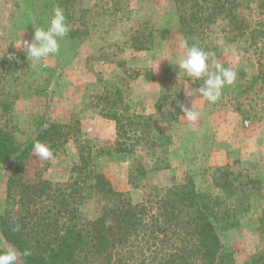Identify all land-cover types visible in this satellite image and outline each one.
<instances>
[{"label": "rangeland", "instance_id": "1", "mask_svg": "<svg viewBox=\"0 0 264 264\" xmlns=\"http://www.w3.org/2000/svg\"><path fill=\"white\" fill-rule=\"evenodd\" d=\"M75 2L76 16L80 8L89 11L85 14L90 21L87 33L63 38L58 54L32 64L22 50L23 43L19 47L16 43L31 40L34 28L47 27L56 1L0 0V127L13 131L14 140L24 144L41 128L60 132V126L67 125L74 132L62 146L58 134L45 138L48 143L41 141L53 151L51 160L39 159L31 148L25 178L39 176L53 183L66 180L79 160L76 136L89 142L97 169L115 190L127 191L133 203L155 201L164 189L189 176L197 191L217 193L212 179L215 168L230 164L233 172L258 178L262 189L252 196L250 210L236 227L218 230L220 241L232 252L234 264H243L262 251L264 239L258 234L257 218L264 209V87L254 89L250 103L235 96L234 88L240 72L247 77L256 72V56L248 42H228L220 26L208 33L207 40L218 54L210 64L224 63L237 72L235 83L225 87L216 103H209L194 91L190 97L185 95L189 78L173 65L186 41L179 29L175 0ZM142 23L146 31L152 29L153 44L148 50H135L130 36ZM161 29L167 31L164 36ZM189 84L192 88L202 85ZM164 94L158 111V100ZM240 102L244 108L257 109V117H242L236 109ZM179 103L198 111V120L187 121ZM123 106L151 117L149 132L130 156L112 152L115 121L106 116L119 113ZM173 110H178L177 119L157 121L156 112L166 115ZM152 143L155 147L148 148ZM156 158L167 162V167L153 168ZM138 159L148 173L134 187L127 176L131 162ZM13 169V162H0V213L6 206L7 179ZM99 211L100 204L88 199L79 207L80 219L92 220ZM0 245L11 246L3 241Z\"/></svg>", "mask_w": 264, "mask_h": 264}, {"label": "trees", "instance_id": "2", "mask_svg": "<svg viewBox=\"0 0 264 264\" xmlns=\"http://www.w3.org/2000/svg\"><path fill=\"white\" fill-rule=\"evenodd\" d=\"M55 1L63 9L70 28L64 38L86 34L90 21L85 14L89 11L80 8L76 16L75 0ZM175 3L180 31L189 46L198 45L212 54L209 63L218 57L216 46L207 40L215 26L221 27L220 32L228 42H248L256 56V72L250 77L240 72V81L234 88L235 96L250 103L254 89L264 87V0H175ZM145 27L142 23L130 36L135 50H148L153 44L152 29L146 31ZM158 31L162 36L167 32ZM225 91L226 88L221 96ZM165 97L164 94L158 100V111ZM241 105L240 102L236 109L242 117H257V109ZM106 116L115 121L112 152L130 156L137 151L149 132L151 117L131 113L128 106ZM177 116L178 110L166 115L156 112L158 122L173 121ZM55 126L50 124V128ZM64 127L60 126V132L41 128L25 144L14 140L13 131L0 127V162L14 163L7 179L6 206L0 213V241L20 253L25 249L30 252L22 257V264H234L233 254L223 247L218 230L236 227L241 216L250 210L252 196L262 189L258 178L233 172L230 164H226L215 168L213 174L217 193L197 191L189 176L183 183L164 189V194L155 201L133 203L127 191L112 187L97 169L89 142L77 136L79 160L66 180L53 183L39 176L25 178V162L33 141L48 143L50 140L45 138L58 134L62 146L68 136L74 137L72 129ZM153 143L148 148L155 147ZM152 163L155 169L168 165L161 158ZM147 173L144 163L135 160L130 164L127 181L137 187ZM88 199L96 200L100 211L94 219L82 221L79 207ZM16 225L18 231L13 230ZM257 231L264 239V209L257 218ZM243 264H264V249L250 255Z\"/></svg>", "mask_w": 264, "mask_h": 264}, {"label": "clouds", "instance_id": "3", "mask_svg": "<svg viewBox=\"0 0 264 264\" xmlns=\"http://www.w3.org/2000/svg\"><path fill=\"white\" fill-rule=\"evenodd\" d=\"M31 40H19L16 46L23 43V51L32 64L41 62L44 58L54 56L60 51V41L70 31L65 13L61 7H55L53 14L47 22V27L34 28ZM183 54L173 64L178 68V72L184 77L189 78L185 83L189 85V91L185 93L190 97L193 91L202 96L209 103H216L226 86L233 85L236 81L237 72L233 67H224L221 63L210 64L209 59L212 55L204 51L198 45L189 46L187 41L182 42ZM203 80L202 85L196 88L190 87L189 81L195 83ZM182 115L189 122L198 120L200 113L179 103ZM33 154L41 160H51L54 158L53 151L46 144L39 140L33 141ZM19 230V225L13 229ZM30 252L25 249L20 253L15 247L0 245V264H18L22 257L29 256Z\"/></svg>", "mask_w": 264, "mask_h": 264}]
</instances>
